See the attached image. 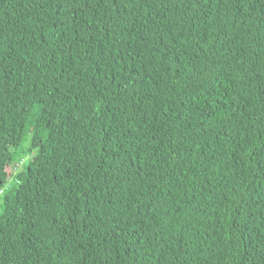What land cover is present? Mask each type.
<instances>
[{"label": "trees", "instance_id": "1", "mask_svg": "<svg viewBox=\"0 0 264 264\" xmlns=\"http://www.w3.org/2000/svg\"><path fill=\"white\" fill-rule=\"evenodd\" d=\"M0 196V264H264V0H0Z\"/></svg>", "mask_w": 264, "mask_h": 264}, {"label": "rangeland", "instance_id": "2", "mask_svg": "<svg viewBox=\"0 0 264 264\" xmlns=\"http://www.w3.org/2000/svg\"><path fill=\"white\" fill-rule=\"evenodd\" d=\"M15 167H18V165L17 166H15ZM13 166L12 167H10L9 169L12 171L13 170ZM0 200H1V196H0Z\"/></svg>", "mask_w": 264, "mask_h": 264}]
</instances>
